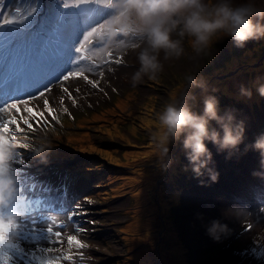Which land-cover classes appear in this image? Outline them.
I'll return each instance as SVG.
<instances>
[{
  "label": "rangeland",
  "instance_id": "374dc122",
  "mask_svg": "<svg viewBox=\"0 0 264 264\" xmlns=\"http://www.w3.org/2000/svg\"><path fill=\"white\" fill-rule=\"evenodd\" d=\"M102 16L104 18V15ZM49 21L50 18L46 16L35 35V38L41 41L39 49L43 50L42 55L38 57V63L50 51V42L53 41V45H56V32L61 36L66 30V28L61 29L63 23L56 21L55 29ZM73 24L77 27L78 21L75 20ZM69 25L72 23L70 22ZM85 25L92 26V22ZM129 34L137 33L133 30ZM172 38L178 36L173 34ZM189 40L188 37L183 38L185 53L179 60L165 61L161 52L159 59L164 64V70L156 80L148 79L146 82V77H143L140 83L133 84L132 76L124 77L127 86L140 87L146 82V87L142 89L117 87L115 91V88L109 85L105 88L98 85L99 73L109 75V61L122 58L127 65L134 64L133 57L129 53L133 48L124 46L121 52L106 50L103 54L91 49V52L103 63V67L93 73L92 82L96 83L97 87L93 88L91 85V89L81 88L75 80L74 84L60 87L57 93L58 99H51L47 105L42 104L37 107V110L30 103H14L17 105L16 108H8L6 112L0 111V136L6 137L8 141H23L24 139L16 135L21 134V130L25 128L35 130L41 136L46 135L47 140L73 141L78 137V140L88 141L89 144L99 140L111 141L109 150L94 146L93 153L100 156L95 166L104 167V163H110L119 173L112 179L107 189L94 192V188L98 186L95 180L88 184L78 183L82 178H91L87 174L73 175L62 161L56 162V168L37 165L39 161L37 157L25 153L24 150L13 148L12 144L9 145L13 150L9 163L11 173L16 178V188L28 186L27 190L32 191L36 187H41L40 189L53 194H56L58 189H61L62 193L75 189L79 191V195L77 193L74 201L70 203L67 214L50 216L53 219L50 220L49 225L32 223L35 214L17 216L8 234L18 250L3 252L0 254L1 259L15 264H47L45 249L56 248V243L66 239L71 229L83 230V224L76 216L74 207L77 206L85 213L84 218L89 221L90 228L87 233H81L84 238L83 244L87 247L83 249L76 247L75 252L67 254V257H71L70 262L81 263L86 259L87 264H207V261H212V264H226L220 258L229 259V253H233L238 258L237 253L232 249L236 246L247 250L241 251L242 264L247 256L264 264V255L257 252L264 250V237L259 236L264 221L244 224L241 223L242 219L235 222L224 217L218 219L217 221L227 225L229 232L226 236L222 235L219 242H214L207 235V227L214 220L213 215L215 218L222 216L215 210L213 201L216 199L212 198L211 221L206 210L211 202L208 198H204L203 185L191 181V176L188 178L182 176L191 170L182 145L183 135L178 140L169 142L168 156L163 160V163L168 165L166 169L161 168V159L151 142V133L157 127L156 114L165 104L173 102L174 99L179 100V96L185 90V77L195 75L197 80L203 82L204 88L187 89L189 95L194 97L188 100L190 109L196 114H202L205 96L212 95L219 102L218 114L223 115L226 111L234 110L233 115L236 120H243L245 124L244 139L237 148L247 160L245 148L255 142L250 134H256L257 137L264 134V129L260 125V116L253 115L256 110L255 104H261L260 106L264 108V97L259 94L251 97L242 96L240 88L243 86L253 93L258 85L264 84V39L248 41L243 47H237L230 38H217L209 52L203 56H196L193 53ZM83 43L84 40L78 41L77 46ZM20 44V39L16 43L0 41V52L8 50L14 53L15 49L12 47ZM85 53L82 50L79 54L81 56ZM22 62L21 56L10 61L0 60V66H8L1 68L0 73L13 74ZM138 67L137 62L134 68L137 70ZM207 72L211 73L206 75ZM81 76L84 80L87 77L86 82H88L87 73L82 72ZM115 79H110V83L115 82ZM255 84L257 86H254ZM65 88L67 92L64 91ZM66 97L70 100H66ZM111 103L113 108L109 109ZM117 108L125 112V119L129 120L124 126L123 122L121 125L117 124L120 119V115L115 113ZM89 111L93 114V121L99 122L100 127L89 121ZM250 113L254 120H251ZM18 115H22V122L10 124L15 128L13 133L4 132L2 124ZM210 124L218 128L214 121ZM206 146H211L212 154L217 151L210 142H206ZM108 151L110 152L107 153ZM49 154V152H41L40 162L50 163L46 159V155ZM259 156L257 152L253 160L259 161ZM36 171L41 173L37 174ZM214 183L218 187L221 186L218 179ZM182 186L190 187L193 191L188 192ZM232 191L237 194L235 189L232 188ZM141 195L147 197L143 205H140L138 200ZM56 196L46 198L55 200ZM237 197L233 199L244 201V195ZM188 203H193L196 211V215L189 219L186 211H183V207ZM255 204L259 208H264L261 204ZM237 209L235 207V210ZM184 220L191 223V226ZM51 229L53 233H48ZM56 231L61 233L59 237L54 235ZM144 234L147 235V240ZM28 249L40 251L39 256H31L35 261L31 257L22 256V252L29 256ZM199 254L209 259L200 261ZM229 264L236 262L232 260Z\"/></svg>",
  "mask_w": 264,
  "mask_h": 264
},
{
  "label": "clouds",
  "instance_id": "9594fccd",
  "mask_svg": "<svg viewBox=\"0 0 264 264\" xmlns=\"http://www.w3.org/2000/svg\"><path fill=\"white\" fill-rule=\"evenodd\" d=\"M111 7L113 14L103 25L109 42L118 34L127 37L133 30L143 36L145 46L137 56L139 67L131 77L133 84L140 83L143 77L157 79L164 70L159 59L161 52L165 61L179 60L185 53V37L190 38V47L196 56L206 55L217 38H230L237 47H243L248 41L264 39V0H115ZM173 34L179 39H173ZM106 50L103 47L100 52ZM185 81L182 97L165 104L156 114L157 127L151 133V142L161 159V168L166 169L168 165L163 160L168 156V144L183 135V149L194 176L199 178L207 173L209 179L216 182L218 173L209 167L212 153L206 142L214 145L218 153L228 150L231 155L244 139L245 124L243 120H236L234 110L218 114L219 102L212 95L205 96L202 114L193 112L188 100L194 97L187 89H203L204 84L195 75H187ZM256 91L264 97V84ZM240 94L245 97L252 95L251 90L243 86ZM213 121L219 130L212 127L210 122ZM248 147L259 152L260 165L264 169V134L246 146L245 151ZM12 152L9 141L0 136V208H6L18 193L9 163ZM36 155H40V151ZM253 175L264 178V172H254ZM241 211L237 209L233 214L239 215ZM14 220L13 215L0 220V244L4 246L12 243L8 232ZM228 232L227 225L217 220L207 227V235L214 242H219Z\"/></svg>",
  "mask_w": 264,
  "mask_h": 264
},
{
  "label": "bare ground",
  "instance_id": "6f19581e",
  "mask_svg": "<svg viewBox=\"0 0 264 264\" xmlns=\"http://www.w3.org/2000/svg\"><path fill=\"white\" fill-rule=\"evenodd\" d=\"M143 47L145 46L144 45V41H143ZM76 60H78V57H75L72 59L73 62H75ZM173 59L169 60L168 62H171ZM71 65V64H70ZM122 80L120 77H117L115 79V84H119L121 83ZM254 86H257L256 84ZM260 86V85H258ZM257 89V88H256ZM256 89L253 91L252 95H257L258 92L256 91ZM43 93L44 97L47 98V97H55L56 96V88L54 85H51L49 86V88L46 90V91H40L39 93ZM183 94H181L179 97L181 98ZM121 106V105H119ZM209 148V150L211 149V146H207ZM211 151V150H210ZM110 151H108L107 153H109ZM245 163L248 165V166H243L244 169H240L242 171H239V168H235L233 169L232 171L234 170H238V172L241 173V176L239 177V180H246L247 182V187L249 188L248 193L250 192H254L255 194H259L261 190H264V182L258 180V179H255V176H254V182L253 183H250L249 180L247 179L250 175H253L254 172H264V169L261 168V165H260V156H259V161H253V157L248 160V162L245 161ZM244 185V184H242ZM71 193H75V191H72ZM230 195L231 193L230 192H226L225 193V196L223 197H220V198H215L216 201H217V210L218 211V214L222 217H216L213 215V218L214 220H218V219H223L226 218V219H229L230 221L232 222H235V220H238V221H241V219L243 217H247L251 214H255V219L259 220V219H264V209H261L259 208L257 211L256 209L252 206L253 202H250V204L247 202L245 203V207L243 208H240L241 213L239 215H235L233 214L234 211H235V208L231 206L230 204ZM66 198L70 199L72 198L71 195H68L66 196ZM146 196L145 195H141V197L138 199L139 200V204L140 205H143L144 202L146 201ZM252 198V197H251ZM240 201V200H239ZM234 202V201H233ZM252 206L250 209H247L248 207ZM206 210L208 211V214H209V218L210 220L212 221V203L211 205H208V207H206ZM183 211H186V215H187V218H192L194 215H196V211L194 210V206H193V203H188L186 204L184 207H183ZM214 212V211H213ZM77 215H83V212L77 208ZM82 219V222L84 223H87L88 221L81 218ZM184 222L191 226V223L187 222V220H184ZM242 222V221H241ZM132 225V224H131ZM132 227V226H130ZM85 230L88 228L87 226L84 227ZM263 234H264V231H263ZM144 236L146 237V240L148 239L147 235L144 234ZM2 245V244H0ZM225 245V244H223ZM9 249H12L10 246H7ZM233 249H236L238 252L241 251V248L239 247H234ZM183 251V250H182ZM184 253V252H183ZM27 255L29 256H33V257H37L40 255V251L39 250H30L28 249L27 251ZM240 256V258H242L243 255L241 254H238ZM199 260L202 261L203 259H206L208 260L209 257L205 256V255H201L199 254ZM230 258L227 259V258H223L221 257L220 259L222 260V262H226V264H229V263H232V260H234L236 262V264H242V262L240 260H235L232 258V256H229ZM136 262L138 263V260H136ZM207 264H212V261L211 262H208L207 261Z\"/></svg>",
  "mask_w": 264,
  "mask_h": 264
},
{
  "label": "trees",
  "instance_id": "16d2710c",
  "mask_svg": "<svg viewBox=\"0 0 264 264\" xmlns=\"http://www.w3.org/2000/svg\"><path fill=\"white\" fill-rule=\"evenodd\" d=\"M210 73L211 72H207L206 75H209ZM260 105L261 104H255L254 107L260 108ZM128 121H129L128 119L123 120V126ZM57 142L58 144L62 145L61 142L59 141ZM100 146L105 147L108 150L111 148V145L106 143H102L100 144ZM90 148H91V144L82 143L79 149H75L74 147L69 146L68 153H73L75 155V157L73 158L78 161L77 169L84 170L87 173L93 174L99 179V181L106 182L109 176L113 174L110 171L111 167L107 166L105 170H102L101 168H95L94 165L100 159V156H97L96 154L91 152ZM78 150H81V152H79ZM107 165H110V163H107Z\"/></svg>",
  "mask_w": 264,
  "mask_h": 264
},
{
  "label": "snow or ice",
  "instance_id": "6c2138e0",
  "mask_svg": "<svg viewBox=\"0 0 264 264\" xmlns=\"http://www.w3.org/2000/svg\"><path fill=\"white\" fill-rule=\"evenodd\" d=\"M90 2H95V0H90ZM67 6V5H66ZM33 11H35V9H33ZM75 15V14H74ZM103 20V16H101L99 19H97V20H95L94 21V23L96 24V25H100L101 24V21ZM12 23H14V21L13 20H11V19H5L4 20V24L5 25H10V24H12ZM89 27H91V25H89ZM93 35V33L91 32V31H89L88 32V34L87 35H84L83 36V39L85 40V41H89V37H91ZM75 52L76 53H81L82 52V47H76L75 48ZM88 58H90V57H86V56H84V55H81L80 57H79V60H76L75 62H73V61H70V63H75L76 65H78L79 63H80V61H82V60H85V59H88ZM115 62L116 63H121V60L120 59H116L115 60ZM79 75H82V72L81 71H70L69 72V75H64L63 76V80L64 81H68L69 80V77L70 76H73V77H75V76H79ZM85 79L87 80V77H85ZM88 83H90L91 85H92V87L93 88H95V87H97V84L96 83H93L91 80H88ZM64 91L65 92H67L68 90H67V88H65L64 89ZM44 94L43 93H41V96H43ZM75 102V101H74ZM47 100H45V105H47ZM17 107V105L16 104H11V105H9L7 108H3V109H0V111H4V112H6V111H8V108H16ZM49 111H51V109H49ZM65 111H67V109H65ZM15 123V120L13 119V120H9V121H5V127H4V129H3V131L4 132H7L8 131V125H10V124H14ZM17 131H19V129H17ZM16 148H25V147H27V145H25V144H13ZM48 233H53V229H51ZM54 235L56 236V237H59L60 235H61V233L59 232V231H56L55 233H54ZM67 241H68V243L71 245L73 242L76 244V246L78 247V248H81V249H83V248H86L87 247V245L86 244H83V243H81V241L79 240V239H77V236L76 235H69L68 237H67ZM69 257H65V259H68Z\"/></svg>",
  "mask_w": 264,
  "mask_h": 264
}]
</instances>
